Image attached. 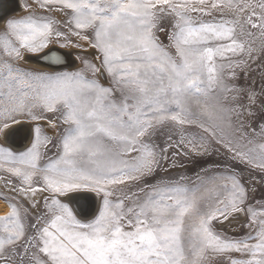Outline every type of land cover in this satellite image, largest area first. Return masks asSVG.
Instances as JSON below:
<instances>
[{
	"label": "snow or ice",
	"instance_id": "6c2138e0",
	"mask_svg": "<svg viewBox=\"0 0 264 264\" xmlns=\"http://www.w3.org/2000/svg\"><path fill=\"white\" fill-rule=\"evenodd\" d=\"M12 2L0 138L28 144H0V264H264V0ZM61 38L79 67L19 66H63Z\"/></svg>",
	"mask_w": 264,
	"mask_h": 264
},
{
	"label": "rangeland",
	"instance_id": "374dc122",
	"mask_svg": "<svg viewBox=\"0 0 264 264\" xmlns=\"http://www.w3.org/2000/svg\"><path fill=\"white\" fill-rule=\"evenodd\" d=\"M19 2H20V4L21 3L24 4L25 0H19ZM28 2L29 3H34V0H28ZM31 11L34 12L35 14H37V15H46L47 14L43 9H40L38 6H34L31 9ZM25 14L26 13L22 9L21 12H19L18 14H14V15L22 16V15H25ZM193 15L196 16L197 14H193ZM203 18L204 19H209V17H203ZM242 39H243V37H242ZM63 42H64L63 38H61L59 42H54L53 44H50L49 48H59V49H63V50L69 51L71 56L74 58L75 66L72 67L71 69H61V70H56V71H70V70H74L75 68L80 66L79 61L77 60V54H78L79 50L73 49L71 47L60 48V44L63 43ZM165 43H167L166 39H165ZM47 50H49V49H45V50H43V52H46ZM43 52H41V53H26L25 54V59L23 61H19L18 62L19 66L24 68V69H28V70L35 69V70H42V71H52V70H49V69H46V68H39V67L31 66L29 61H27L29 58H32V57L37 56V55H40ZM256 67L257 66L254 64L253 68L256 69ZM227 71L228 70H226V72ZM255 80H256L257 89H259V85H260L259 70H257V72L255 73ZM40 123L42 125L44 124L43 121H41ZM22 124H23V126L25 125L26 128L28 127V123H22ZM190 131H197L198 132L200 130L199 129H190ZM0 144H2L1 138H0ZM211 159L212 160H218L219 157H215L214 156ZM185 163L188 164L186 169H181V168L173 169V170H171V174L175 175L176 173H181V174L185 175L186 177H188V180L186 182L189 183L190 185L193 184V183H198L196 173L199 171L200 165L190 164L187 161H185ZM201 164L204 165V162H201ZM204 166H207V167L211 168V164L210 163L207 164V165H204ZM0 175H2V173H0ZM200 175L203 176L204 174L200 173ZM15 195L16 194L11 192L10 188H6L4 186L3 181L0 180V197L8 196L9 198H11V197H13ZM257 195H259V193H257ZM14 202H16V201H14ZM0 203H2L4 205V207H5L3 212H0V216H2V215L7 214V212L10 209H9L8 204L5 202L4 199L0 198ZM241 220H243V217H241ZM239 223H240L239 221H233V223L231 225H227L226 224L223 229H219V225L217 227H218L219 230L225 231L229 235L238 236V235H240L242 233V230L239 227ZM233 228H235L236 231H232ZM243 231H247V229H244Z\"/></svg>",
	"mask_w": 264,
	"mask_h": 264
},
{
	"label": "bare ground",
	"instance_id": "6f19581e",
	"mask_svg": "<svg viewBox=\"0 0 264 264\" xmlns=\"http://www.w3.org/2000/svg\"><path fill=\"white\" fill-rule=\"evenodd\" d=\"M5 2H7V3H5ZM16 3L18 5H21L19 0H16ZM3 5H8L9 7L15 6V5H13L12 0H3V3L0 6H3ZM21 10H22V8L16 7L14 14H18L19 12H21ZM54 49H57L59 54L62 55L63 61H64L63 66L52 65L50 60H47L44 58V52L40 55L32 57L33 59H39L38 62H36L35 60H31L32 58L28 59L27 61H29L31 66L39 67V68H46L49 70L71 69L72 67L75 66L74 58L71 56L69 51L59 49V48H54ZM61 67H65V68H61ZM13 129L16 130L15 134L10 139H8L7 141H5L3 138H1V142H2V144L6 143L7 146L11 147L12 149H14L16 151L23 150L28 143V139L25 136V132H26L27 128L25 127V125L23 126V124H21V125H13ZM4 208H5L4 205L2 203H0V212H3Z\"/></svg>",
	"mask_w": 264,
	"mask_h": 264
},
{
	"label": "water",
	"instance_id": "95a60500",
	"mask_svg": "<svg viewBox=\"0 0 264 264\" xmlns=\"http://www.w3.org/2000/svg\"><path fill=\"white\" fill-rule=\"evenodd\" d=\"M3 3V0H0V5ZM5 3H7V2H5ZM11 14H13L14 15V13H11ZM29 59H31V58H29ZM31 60H35L36 62H38L39 61V59H31ZM66 67V66H65ZM65 67H61V68H65ZM68 67V66H67Z\"/></svg>",
	"mask_w": 264,
	"mask_h": 264
},
{
	"label": "crops",
	"instance_id": "0c3cea01",
	"mask_svg": "<svg viewBox=\"0 0 264 264\" xmlns=\"http://www.w3.org/2000/svg\"><path fill=\"white\" fill-rule=\"evenodd\" d=\"M21 5H23V4L21 3Z\"/></svg>",
	"mask_w": 264,
	"mask_h": 264
}]
</instances>
